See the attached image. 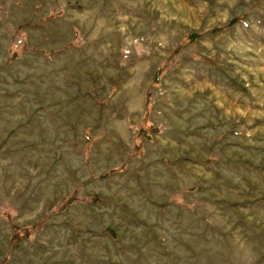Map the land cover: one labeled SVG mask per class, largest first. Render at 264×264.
Returning a JSON list of instances; mask_svg holds the SVG:
<instances>
[{
	"label": "rangeland",
	"instance_id": "rangeland-1",
	"mask_svg": "<svg viewBox=\"0 0 264 264\" xmlns=\"http://www.w3.org/2000/svg\"><path fill=\"white\" fill-rule=\"evenodd\" d=\"M0 264H264V0H0Z\"/></svg>",
	"mask_w": 264,
	"mask_h": 264
},
{
	"label": "trees",
	"instance_id": "trees-1",
	"mask_svg": "<svg viewBox=\"0 0 264 264\" xmlns=\"http://www.w3.org/2000/svg\"><path fill=\"white\" fill-rule=\"evenodd\" d=\"M238 20H240V17L233 18L226 24V26L215 27V28L211 29L210 32H217V31H219V30H221V29H223L225 27H228V26L232 25L234 22H236ZM197 36H198L197 32H192L191 34H189V41H193ZM157 75H158V73H157ZM150 129L152 131H156L157 130L154 127H150ZM139 132L142 133V134H145L146 130H144V128L140 127ZM13 229H14V234L16 236L19 233V227H15L14 226Z\"/></svg>",
	"mask_w": 264,
	"mask_h": 264
}]
</instances>
